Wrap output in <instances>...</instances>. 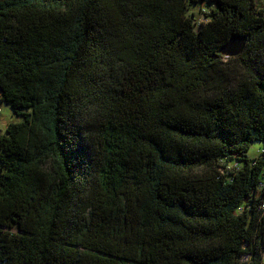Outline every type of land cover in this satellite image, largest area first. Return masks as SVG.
I'll return each instance as SVG.
<instances>
[{"label": "trees", "instance_id": "16d2710c", "mask_svg": "<svg viewBox=\"0 0 264 264\" xmlns=\"http://www.w3.org/2000/svg\"><path fill=\"white\" fill-rule=\"evenodd\" d=\"M1 103L0 264H264V0H0Z\"/></svg>", "mask_w": 264, "mask_h": 264}, {"label": "rangeland", "instance_id": "374dc122", "mask_svg": "<svg viewBox=\"0 0 264 264\" xmlns=\"http://www.w3.org/2000/svg\"><path fill=\"white\" fill-rule=\"evenodd\" d=\"M21 121V117L17 116L11 107L7 104H0V134L4 133L6 130V127L10 123H16ZM262 143L256 142L252 144L251 148L247 152L248 156L255 157L257 155V151L259 148H262Z\"/></svg>", "mask_w": 264, "mask_h": 264}, {"label": "snow or ice", "instance_id": "6c2138e0", "mask_svg": "<svg viewBox=\"0 0 264 264\" xmlns=\"http://www.w3.org/2000/svg\"><path fill=\"white\" fill-rule=\"evenodd\" d=\"M194 18V17H193ZM220 51L227 52L228 49L239 47L240 41L236 37H231L225 34H219L214 40ZM230 54V53H229Z\"/></svg>", "mask_w": 264, "mask_h": 264}, {"label": "water", "instance_id": "95a60500", "mask_svg": "<svg viewBox=\"0 0 264 264\" xmlns=\"http://www.w3.org/2000/svg\"><path fill=\"white\" fill-rule=\"evenodd\" d=\"M234 37L239 39L240 41L239 47L228 49L227 52L221 51L222 53L227 54L229 56H237L243 51L247 37L245 35H236Z\"/></svg>", "mask_w": 264, "mask_h": 264}]
</instances>
